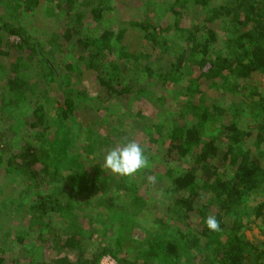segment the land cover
<instances>
[{"label": "trees", "instance_id": "trees-1", "mask_svg": "<svg viewBox=\"0 0 264 264\" xmlns=\"http://www.w3.org/2000/svg\"><path fill=\"white\" fill-rule=\"evenodd\" d=\"M0 95V264H264V0H0Z\"/></svg>", "mask_w": 264, "mask_h": 264}, {"label": "clouds", "instance_id": "clouds-1", "mask_svg": "<svg viewBox=\"0 0 264 264\" xmlns=\"http://www.w3.org/2000/svg\"><path fill=\"white\" fill-rule=\"evenodd\" d=\"M104 167L120 176H134L140 174L149 167V158L145 147L139 142L125 138L119 146L107 150L104 156ZM149 182H154L155 178L149 176ZM206 226L211 231L220 229L219 222L215 216L206 218Z\"/></svg>", "mask_w": 264, "mask_h": 264}, {"label": "rangeland", "instance_id": "rangeland-1", "mask_svg": "<svg viewBox=\"0 0 264 264\" xmlns=\"http://www.w3.org/2000/svg\"><path fill=\"white\" fill-rule=\"evenodd\" d=\"M138 3V2H137ZM131 15V14H130ZM49 48V47H48ZM52 48L53 47H50V51H52ZM53 53V52H52ZM54 56H55V52H54ZM56 60L55 61H57L58 62V58H55ZM34 66H36V65H34ZM36 71V68L34 69V71L33 72H35ZM6 78H7V73L5 72L4 73V76H3V79H4V81L6 80ZM5 83H6V81H5ZM53 87V84H52V86L49 88L51 91V93L52 92H55V90L52 88ZM30 91H32V90H30ZM30 91H29V94H31L30 93ZM77 91H80V90H77ZM38 92H40V91H38ZM3 95V94H2ZM2 95H0V97H2ZM36 95V94H35ZM38 95V94H37ZM36 95V96H37ZM101 113L103 114V112L101 111ZM18 120V119H17ZM13 121H14V124H16L17 122H16V120H15V118L13 119ZM91 122H92V120H90L89 121V123L91 124ZM96 124V123H95ZM133 123H131V124H129V125H127L128 127H131V125H132ZM96 126H98L97 127V130L95 129V128H93L94 129V131H92L91 133H94L95 131H97V132H101L102 134L104 133L103 131H105L107 128H109L110 126H108V124H103L102 123V121H101V123H98V125L96 124ZM134 126H136V123L134 122ZM89 134H90V132H89ZM141 143H143V142H141ZM117 176H119L118 174H117ZM144 184V182H142V185ZM155 213V215H154V217L153 218H155L156 217V215L158 214V212L156 211H154L153 212V214ZM145 216V215H144ZM147 217L149 218V216L147 215ZM147 218V219H148ZM143 219V218H142ZM75 225H77V224H80L82 227H84V228H86V229H88V227H87V224H88V219L87 218H85V216L83 215V214H81V217H80V219L79 218H76L75 219ZM87 223V224H86ZM7 229V228H6ZM254 232H256L257 234H258V229H255L254 230ZM248 234H249V236H250V232H248ZM40 243L41 244H47V242L44 240V239H42L41 241H40ZM46 250H47V248H45ZM103 260H105V259H103ZM103 260H102V262H103ZM111 264H118V262H116L115 260H113L112 261V263Z\"/></svg>", "mask_w": 264, "mask_h": 264}, {"label": "built area", "instance_id": "built-area-1", "mask_svg": "<svg viewBox=\"0 0 264 264\" xmlns=\"http://www.w3.org/2000/svg\"><path fill=\"white\" fill-rule=\"evenodd\" d=\"M103 259H105V260H103ZM102 260H103V262H102ZM102 260H101L100 264H111L113 260L116 261L115 258H113V257H111V256H109V255H108V256H104V257L102 258ZM116 262H117V261H116Z\"/></svg>", "mask_w": 264, "mask_h": 264}]
</instances>
